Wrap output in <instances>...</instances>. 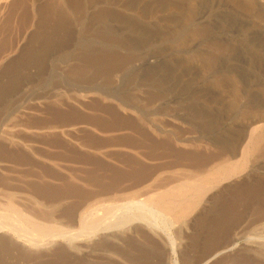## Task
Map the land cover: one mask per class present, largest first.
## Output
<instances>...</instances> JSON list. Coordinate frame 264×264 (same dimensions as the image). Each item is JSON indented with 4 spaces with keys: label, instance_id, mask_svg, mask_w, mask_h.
<instances>
[{
    "label": "rangeland",
    "instance_id": "374dc122",
    "mask_svg": "<svg viewBox=\"0 0 264 264\" xmlns=\"http://www.w3.org/2000/svg\"><path fill=\"white\" fill-rule=\"evenodd\" d=\"M155 177L192 212L107 228ZM0 209V264H264V0H0Z\"/></svg>",
    "mask_w": 264,
    "mask_h": 264
},
{
    "label": "bare ground",
    "instance_id": "6f19581e",
    "mask_svg": "<svg viewBox=\"0 0 264 264\" xmlns=\"http://www.w3.org/2000/svg\"><path fill=\"white\" fill-rule=\"evenodd\" d=\"M258 129H260V126H256L254 127V129H252V133L253 135H255L258 131ZM254 137V136H253ZM256 137V136H255ZM254 137V138H255ZM246 151V149L244 150ZM247 152V151H246ZM249 153V152H248ZM246 156V155H245ZM248 156V154H247ZM245 158V157H244ZM243 158V159H244ZM246 160V159H245ZM243 162V161H242ZM226 163V162H225ZM228 165V164H227ZM231 166V165H230ZM229 166H226V164H223V163H219L213 167H211L210 169H208L206 172H205V175H203V178L205 179H214L216 180L215 184H213V186H210L209 190H212V188L216 187V186H219L220 184H222L224 181H226L227 179H231L235 176V173H234V170L229 169L228 168ZM201 172V171H200ZM195 174V173H194ZM178 180V179H177ZM160 181V180H159ZM154 182H157L156 181V177L153 179L152 182L144 185V186H141L138 190H135L133 191L132 193L130 192L129 194H135L134 196H132L131 198H129L127 196V198L129 199H124V196H123V201H119L115 204V203H110L108 202L107 204H104L103 205V208L105 209V211H102L103 212H108V211H113L117 208V214H113L111 215L110 217H108L107 219H109L108 221L111 223L108 224V227L107 228H112V226L114 225H120V224H123V226L128 223H132V224H137V225H140V226H144L143 228H148L151 232H153L155 234L156 231H160V226L158 225L157 221H156V218H153V215L154 214H163V215H172L174 218H178V220L180 218H185V216H187L189 213L192 212V210L194 209L195 205H196V202H197V197L195 198L194 197H186V193H182V190L179 188H177V191H171V190H167L166 189H163V190H156V188H154L153 186L155 185ZM176 182V181H175ZM210 182V181H209ZM162 183V182H161ZM159 184V183H158ZM182 184V183H181ZM199 184V183H198ZM170 185V183H169ZM173 185V184H171ZM179 184H177V187H178ZM191 185V184H190ZM203 185V184H202ZM185 186V185H184ZM192 186V185H191ZM205 186V185H203ZM173 187V186H172ZM182 187V186H181ZM170 188V186H169ZM160 189V188H159ZM174 189V188H173ZM176 189V188H175ZM192 189V188H191ZM196 189V188H195ZM187 190V189H186ZM197 190V189H196ZM202 190V189H201ZM141 191L145 194L144 198L143 199H139L137 198L136 196H142ZM184 192V191H183ZM200 192V191H199ZM197 193V191H196ZM128 194V195H129ZM4 195V194H3ZM10 195V194H8ZM12 195V194H11ZM200 195V194H199ZM198 194L196 196H199ZM131 196V195H130ZM2 197V196H1ZM136 197V198H135ZM143 197V196H142ZM12 198V197H11ZM6 199V198H4ZM13 199V198H12ZM8 200V199H7ZM6 200V201H7ZM9 200L10 197H9ZM14 200V199H13ZM201 200H204V199H201ZM15 201V200H14ZM114 201V200H113ZM13 202V201H12ZM16 202V201H15ZM8 203V202H7ZM10 204H7L8 206L5 207L7 211H10V212H13V213H16L18 217L22 218L24 221H30V217L27 215H23V214H20L18 212L17 209H15L13 207V204L11 205V202L9 201ZM105 203V202H104ZM100 204V203H98ZM100 206V205H99ZM98 205L93 209L91 210H95L99 207ZM115 206H117L115 208ZM17 207V206H16ZM89 207V206H88ZM87 207V208H88ZM99 208V209H100ZM115 208V209H114ZM1 210V209H0ZM17 210V211H16ZM100 211V210H99ZM116 211V210H115ZM24 213V212H22ZM26 213V212H25ZM89 213V212H88ZM101 213V211H100ZM111 214V213H110ZM6 215V214H5ZM4 215V216H5ZM106 216V215H105ZM103 216V217H105ZM169 216V217H170ZM17 217V218H18ZM95 217V216H94ZM8 218V217H7ZM12 218V217H11ZM34 218V217H33ZM84 218V215L83 217L81 218V220ZM101 218V217H100ZM111 218H114V220H110ZM32 219V218H31ZM172 219V218H171ZM19 220V219H18ZM22 220V221H23ZM35 220V219H34ZM38 220V219H37ZM100 220V219H99ZM15 221V220H14ZM41 221V220H40ZM175 221V220H174ZM45 222V221H44ZM98 222V221H97ZM105 222V220H104ZM7 223V221H6ZM25 223V222H24ZM87 223V222H86ZM103 223V222H102ZM0 224H1V221H0ZM8 225V224H7ZM27 225V224H26ZM40 225V224H38ZM2 226V227H1ZM13 226V225H12ZM23 226V225H22ZM48 226V225H47ZM50 226V225H49ZM132 226V225H131ZM40 227V226H39ZM46 227V226H45ZM137 227V226H136ZM3 225L1 224L0 225V235L2 233H7L8 235V238L10 239V241L12 240L13 242L15 243H21V246H24V248H27V249H31L33 248L32 246H35V242L37 241H32L31 240V237L29 238L28 236H25L21 234H19L17 231L13 230L12 228H10L9 230H5L3 229ZM8 229V228H7ZM12 229V230H11ZM15 229V227H14ZM50 229V228H49ZM54 229V227L52 228ZM57 229V228H56ZM59 229V228H58ZM163 229V228H162ZM36 230V229H35ZM40 230V228L38 229ZM43 230V228H42ZM22 231V230H20ZM46 231V230H45ZM164 231V230H163ZM38 232V231H37ZM40 232V231H39ZM44 233V232H43ZM161 233H162V230H161ZM158 234V233H156ZM166 234V232H165ZM168 234H166L167 236ZM2 236V235H1ZM6 236V235H4ZM169 238V237H168ZM168 241V240H167ZM169 250H170V253L173 255H175V248H174V241L169 239ZM173 241V242H171ZM14 244V243H13ZM26 245V246H25ZM28 246V247H27ZM231 250V248H230ZM108 255V254H107ZM136 263V262H135ZM170 264H177V262L175 260H170Z\"/></svg>",
    "mask_w": 264,
    "mask_h": 264
}]
</instances>
